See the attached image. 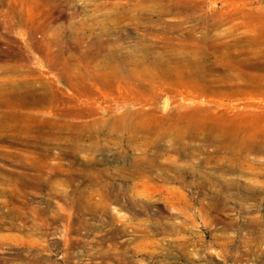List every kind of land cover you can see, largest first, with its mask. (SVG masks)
<instances>
[{
    "label": "rangeland",
    "instance_id": "374dc122",
    "mask_svg": "<svg viewBox=\"0 0 264 264\" xmlns=\"http://www.w3.org/2000/svg\"><path fill=\"white\" fill-rule=\"evenodd\" d=\"M32 1L0 0V67L31 70L47 92L55 91L73 107L87 105L89 97L95 114L66 121L67 141H57L48 128L41 137L33 128L32 136L48 145L27 152L0 141L5 155H30L25 164L0 158V264H264V177L213 170L214 164L203 168L200 138L184 141L192 146L186 156L157 151L147 145L145 132L139 129L131 140L114 120L132 114L144 130L168 126L167 119H193L199 108L230 112L233 102L209 98L205 87L183 84L178 73L164 67L184 52L198 57L194 47L205 36L197 20L202 14L217 24L211 37L220 38L216 43L221 53H227L222 45L232 35L246 37L247 54L264 55V0ZM177 1L196 12L163 13ZM199 51L213 52L205 47ZM115 68L136 76L137 82L130 85L123 76L112 79ZM61 69L69 72L71 85ZM3 73L0 80L9 76ZM102 79L106 88L98 85ZM251 82L263 83L259 78ZM76 92L83 95L81 103ZM253 96L249 103L237 102L238 109L247 103L255 106L253 113L264 111V95ZM55 118L54 113L42 114L46 122ZM61 127L68 126L60 124L54 132ZM163 144L170 146L168 139ZM34 153L45 158L34 163ZM257 157L249 158L264 163V156ZM152 159L158 166L150 173L145 162ZM196 168L201 170L198 175L211 173L223 182L196 180ZM180 170L188 171L182 182L173 178ZM143 174L153 178L139 180ZM22 177L29 181L24 187L18 183Z\"/></svg>",
    "mask_w": 264,
    "mask_h": 264
},
{
    "label": "bare ground",
    "instance_id": "6f19581e",
    "mask_svg": "<svg viewBox=\"0 0 264 264\" xmlns=\"http://www.w3.org/2000/svg\"><path fill=\"white\" fill-rule=\"evenodd\" d=\"M20 1L22 2L23 0H20ZM33 1H32V3H33ZM18 3H20V2H18ZM28 3L29 2L27 1V3H25V4H28ZM179 3H181V2L177 1L176 5L171 6L170 8L166 7V9L163 10V13L167 14L168 12H172V14H175V15L177 14V15H187L188 16V15L196 12V9L189 6L190 4L185 3V2H182V4H179ZM232 4L233 3L230 2V6ZM23 5H21V6H23ZM102 6H105V5H102ZM102 6H100V7L102 8ZM18 7H16V8H18ZM27 7H28V5H27ZM201 9H202V7H201ZM201 9H200V11H201ZM14 12H11V13H14ZM30 14H32V13H30ZM197 20L201 25H204L203 29H205V34H204L205 36L202 37L201 42L197 45V47H196V45L194 47L197 49L196 51H197L198 57L197 56H193V57L189 56V55L185 54V52L182 54H179V55L177 54L178 55L177 57L174 56V58L168 59L167 66H165L164 68H165V70L167 68L168 71H170L171 73H174V74L178 73L179 74L178 79L183 84H192V85L196 84L195 87H199V88L205 87L206 89L203 88L204 94L206 96H208L209 98H215V99H216V97L221 98V100H220L221 103H223V101L226 99L233 102V104L231 105L230 112L217 111V110H211V109L202 111L199 108V111L198 110L194 111L195 116L193 119H184L183 117L167 119V121H171L168 126H164V125L159 124L157 127L144 129V130L142 129L141 126H139L137 124V122L135 121L134 118L132 119V114L129 117L128 116L126 117V116H124V114H122L124 117H122V116L119 118L115 117L116 118V119H114L115 125H118L124 132H127L129 135L128 138H131V140L135 139L134 135H135V133L137 134V131L140 129L141 132L142 131L145 132L143 134L145 135L144 137L146 139V143L148 146L155 147V149L157 151L165 150L166 152H175L179 155H184V156L187 155V152L188 153L192 152V146L184 143V141L186 139H189V138H196V139L200 138V140L203 142V144L198 149L199 155L201 152V153H203L201 155L206 156L205 160H203L205 162V163H203L204 164L202 166L203 168L207 169L211 165L214 164L213 166H215L216 168H213V170L216 169V170H219L221 172H230V173H237V174L239 173V174H241V176L244 174H249V176H250L254 173L255 178H258V180H259V178L264 177V163L260 162V160H259V162H260L259 163L257 160H255V159L253 160L249 157L251 155H255L256 157L257 156L258 157L264 156V111H260L259 109H257L258 110L257 113H253L252 111L256 110L255 106H251L247 103H249L248 100L254 99L253 95H255V94H263L264 95V60H263L264 55L262 53H249V54H247L245 51L246 37L241 38V37L236 36L234 38V37H232V35L230 36L231 40L229 42H227L225 45H222L225 48H227V50H228L227 53H221V49H220L221 46H219V44L216 43L220 38H215L214 35H213L214 36L213 38L211 37V32L216 30L217 24L213 23V22L210 23L208 21L207 15H204V14L199 15L197 17ZM209 37H211L212 40H210ZM95 41H97V40H95ZM213 44H214V46H212ZM203 46L205 47L206 50H212L213 52L203 54L201 51H199L200 48L201 49L204 48ZM198 52L201 53L202 55H200ZM45 56L48 58V60L52 59V56L49 53H47ZM21 58H24V57H21ZM20 62H22V61H20ZM20 62H18V63H20ZM51 62H53V61H51ZM53 64H54V62H53ZM8 65H9V63H8ZM14 65H16V63ZM21 66L23 68V65H21ZM18 68H19V65L13 66L10 68H8V66H7V67H5V69L3 68V70H2L5 73V75L8 74L9 76H7V78L3 77V79L0 80V141H7L10 143L9 145H11V144L21 145L24 148V150H22V151H26V149H28L30 147H32L34 149V147H36V146L47 144L43 138L40 139V137L45 134V131H44L45 128L50 129V131L52 130L51 132H49V133H52V135L56 134L55 139L57 141H60L63 139H65L64 141H67L69 138L68 139L66 137L64 138V134L66 135L68 132L69 123H67L66 121H69L73 118L83 120V118L88 117L90 115L93 116L95 114L94 111L92 112L93 104L90 103L91 98L87 97L88 95L87 96L85 95L87 97V99H86L87 105L84 106L83 104L78 103V105H83L84 107L79 108L78 105L77 106L75 105L74 106L75 108H74L72 106V102L70 100H66L63 97H60L59 95L56 94L55 91H53L52 93L47 92L44 88L45 84L43 82H41L40 80H38L37 78L34 79L32 74H31V72H32L31 70H29L28 72H23L22 70H19ZM61 68H62V66H61ZM157 69L162 71L163 67H161V69L156 68V70ZM26 70H28V69H26ZM61 70L63 71L64 69H61ZM2 71L0 70V72H2ZM20 71H22V72H20ZM33 73H34V71H33ZM62 73L64 74L65 81L68 83V84L66 83L67 86H69V84L71 85V82L69 80V77H71V76L68 77L69 72L66 70V72L63 71ZM111 74L113 75L112 79H114V78L118 79V77L123 76L124 81H126L130 85H132V83H134V81L137 80L136 76L131 77V74L128 75L130 77L125 76V72L120 71L118 68H115ZM108 76H111V75H108ZM251 78L262 79L263 83L254 84L251 82ZM74 79H76V77ZM104 79L98 81L99 86L105 87V85L107 83H105L106 79L105 80ZM78 80H77V82H80ZM73 81L76 82L75 80H73ZM80 92H76V97L78 96V98H76L77 99L76 101L81 103L83 100L80 101L79 97H82L83 95ZM215 99H213V100H215ZM243 100L248 101V102L245 103L244 107H240L238 109V105H236V103L239 101H243ZM259 104H261V103H259ZM165 105H168V102H166ZM77 109H78V111H77ZM45 113H47L50 116L54 113V117H56L55 120H52L50 122H46L45 119L43 120L42 114H45ZM104 119H106V118H104ZM164 120L165 119H163L162 121L166 122ZM97 121H98V119H97ZM60 124L62 126H63V124H66L68 126V127H66L67 129H63L61 127L62 128V129H60L61 131L58 129L60 132L55 133L54 132L55 128H58ZM94 124H96V123H94ZM100 124L102 127V123H100ZM97 126H99V125L97 124ZM75 127H76V125H75ZM33 128L38 130L40 137L35 138L34 136H32ZM99 129H101V128H99ZM110 130H111V128H110ZM46 133H48V132H46ZM166 139H168L170 142V146L167 145L168 146L167 149L165 148V146L163 144V142ZM0 145H1V143H0ZM77 145H76V147H77ZM63 146H64V144H63ZM50 147H52V146H50ZM65 148H67V147L65 146ZM81 149H82V147H81ZM209 149H212V150H209ZM2 150H3V147L0 146V158H2V159L7 158L8 160H11L12 162L19 163V164H25L27 159L28 160L30 159V158H28V157H30V155L20 154V153H10L9 155H5L4 153H1ZM37 150H38V148H37ZM75 150L76 149H74V151L72 153L73 155L76 154ZM31 152H32V150H31ZM69 152H70V150H69ZM147 153L148 152H146V154ZM190 156H191V154H190ZM193 156H194V154H193ZM44 158H45V156L43 154L34 153L32 160L35 163L36 161L41 162ZM49 158L51 159V157H49ZM46 160H48V159H46ZM89 162H91V161H89ZM145 163H146V168L149 169L150 173L153 172V171L151 172V170H154L158 166L156 161H154L153 159L152 160H146ZM198 163H200V162H198ZM59 164H60V162H59ZM41 165H43V164H41ZM140 167H141V165H140ZM247 167H248V169H247ZM176 168H177V166H176ZM254 169L255 170L259 169V170H261V172L255 173ZM198 170L201 171L200 169H197V168L195 170H192L194 173V176H192V177H195V178L197 177V178L201 179V181H203V182H208L211 180H215L218 183L223 182V180L220 177H214L213 175H210L211 173H209V174L206 173L205 175H202V174L198 175L197 174V173H199ZM203 171H205V170H203ZM187 172L188 171L180 170L178 173L175 174V176L173 178L182 182L183 179L185 180L184 174H187ZM134 174L135 173H133V175ZM196 174H197V176H196ZM39 175H41V174H39ZM56 176H57V174H56ZM58 177H59V175H58ZM145 177L148 180H151V178H153V175H150L148 177L147 174H143V175H141L139 180L142 178H145ZM165 177L167 178V174L165 175ZM22 178H24V177H22ZM31 178H32V176H31ZM42 178H43V176H42ZM197 178H196V180H197ZM136 179H138V178H136ZM167 180H169V178ZM19 181H21V182H18L21 187L22 186L24 187V185L26 186L27 184H29V181H26L25 178L20 179ZM52 181H54V180H52ZM33 183L35 184V182H33ZM230 183H233V182L232 181L228 182V184H230ZM33 186H35V185H33ZM46 187H47V185H46ZM22 189H24V188H22ZM105 190L107 191V189H105ZM58 191H61V190H58ZM69 191H68V193H69ZM103 191H104V189H103ZM73 192H75V190ZM103 195H105V194H103ZM59 196H60V194H59ZM56 197H58V196H56ZM106 197H107V195H106ZM5 204L6 205L8 204L7 206H9V203H5ZM30 211H32V210H30ZM1 238L2 237H0V239Z\"/></svg>",
    "mask_w": 264,
    "mask_h": 264
}]
</instances>
